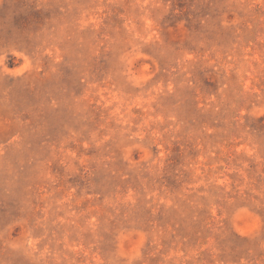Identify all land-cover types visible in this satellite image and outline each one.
<instances>
[{
    "label": "rangeland",
    "instance_id": "obj_1",
    "mask_svg": "<svg viewBox=\"0 0 264 264\" xmlns=\"http://www.w3.org/2000/svg\"><path fill=\"white\" fill-rule=\"evenodd\" d=\"M0 264H264V0H0Z\"/></svg>",
    "mask_w": 264,
    "mask_h": 264
}]
</instances>
